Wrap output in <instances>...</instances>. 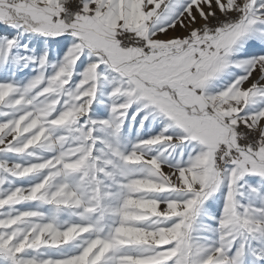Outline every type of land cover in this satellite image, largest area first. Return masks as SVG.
Instances as JSON below:
<instances>
[{"label": "snow or ice", "instance_id": "6c2138e0", "mask_svg": "<svg viewBox=\"0 0 264 264\" xmlns=\"http://www.w3.org/2000/svg\"><path fill=\"white\" fill-rule=\"evenodd\" d=\"M0 264H264V0H0Z\"/></svg>", "mask_w": 264, "mask_h": 264}]
</instances>
